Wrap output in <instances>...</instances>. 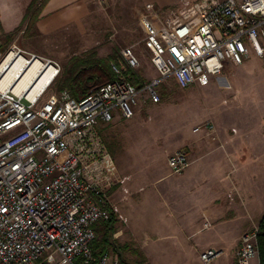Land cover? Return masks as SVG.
I'll use <instances>...</instances> for the list:
<instances>
[{
	"label": "built area",
	"instance_id": "2783aa9c",
	"mask_svg": "<svg viewBox=\"0 0 264 264\" xmlns=\"http://www.w3.org/2000/svg\"><path fill=\"white\" fill-rule=\"evenodd\" d=\"M149 12L140 19L142 43L157 78L136 88L112 65L116 80L91 88L81 100L51 91L61 72L57 62L0 40V264H118L108 253L95 261L91 250L93 226L112 214L119 218L111 195L122 183L100 127L116 114L132 118L140 102L158 103L155 87L166 79L181 90L207 86L226 62L243 63L245 43L263 56L264 0L182 1L165 21ZM120 55L130 69L139 67L131 48ZM35 61L40 65L29 83L15 93L18 77ZM16 63L13 79L2 84ZM46 73L44 87L29 97L32 83ZM167 166L180 175L189 162L178 150ZM259 231L253 224L240 236L235 264H260ZM220 254L208 250L200 260L209 264Z\"/></svg>",
	"mask_w": 264,
	"mask_h": 264
},
{
	"label": "rangeland",
	"instance_id": "374dc122",
	"mask_svg": "<svg viewBox=\"0 0 264 264\" xmlns=\"http://www.w3.org/2000/svg\"><path fill=\"white\" fill-rule=\"evenodd\" d=\"M134 3L133 0L96 2L92 7L95 23L91 25L93 31L89 39L82 38L83 34L78 30L43 36L32 28L27 36L17 34L12 38L0 32V40L16 41L21 49L57 62L61 71L74 55L96 50L98 56L104 57L112 50L121 54L123 49L131 48L139 62L135 71L149 84L157 78V73L142 44L144 32L139 27L138 11L132 7ZM258 42L264 50V40ZM245 45L248 55L243 63L226 62L221 75L211 78L207 86L180 90L172 79H166L155 87L158 103H151L149 99L140 102L132 118L117 115L119 119L100 127L106 149L122 181L111 195L120 221L118 238L138 251V256L130 251L124 253L130 261L192 264L190 243L226 253L227 245L237 234L240 237L260 222V213L264 212V53L257 57L251 44ZM51 91H58L56 83ZM205 125L208 129H204ZM211 143L218 148L225 144L228 150L237 144L241 146V153L247 152L249 156L236 174L228 175L230 182L237 177L240 194L244 197L242 209L234 205L238 213L245 215L250 211L253 216L252 219L249 214L247 218L242 216L247 222L254 223L239 233L241 222H223L204 230L202 223L187 225L184 232L176 230L170 221L178 211L182 217L191 209H186L189 200L179 197L174 186L168 185L184 175L189 167L180 175H173L167 166V158L178 150L188 157L189 153L197 157L199 147L203 146L201 152L205 153L209 151L205 145ZM188 162H191L190 157ZM226 165L223 154L214 151L192 169L201 181L210 177V181L218 185ZM196 185V193L205 194L207 198L215 196L208 190L207 183ZM222 186L227 189L229 184L224 182ZM216 196L221 200L214 201L213 207L217 219L223 220L234 211L233 201H225V196L220 193ZM224 202H227L226 206ZM205 203L208 201L191 203L195 217L202 216L199 211ZM116 237L113 234V239ZM209 264H224V255L221 253Z\"/></svg>",
	"mask_w": 264,
	"mask_h": 264
},
{
	"label": "crops",
	"instance_id": "0c3cea01",
	"mask_svg": "<svg viewBox=\"0 0 264 264\" xmlns=\"http://www.w3.org/2000/svg\"><path fill=\"white\" fill-rule=\"evenodd\" d=\"M31 1L32 0H0L1 34L9 35L20 26ZM98 1L99 0L97 1L96 0H48V2L41 10L40 16L33 28L38 34L43 36H49L56 33H67L72 30L77 32L76 30H78L83 34L82 38L89 39L93 31L91 25L95 23V18L94 15L92 14L93 13L92 7L95 5L96 2L98 3ZM133 1L135 3L133 4L132 7H134L138 11L136 12V15L138 18L139 27L144 32L140 19L141 16L144 14L151 15V12H149L150 7L153 9V11L157 13L158 18H160V20L165 21L166 19H168V17L176 14V12L180 9L182 5V1H195V0H133ZM150 20L156 25H158L159 23L153 17H151ZM31 29H26L24 25V27L21 28V30L17 34L27 36L29 30ZM107 55L108 53H106L104 57ZM117 115L118 114L115 115L114 119L115 118L119 119ZM221 145L222 146L220 148L215 146V143L205 145V148L209 150L208 152L205 153L201 152V148H203V146H200L199 147L200 152L197 157H195L193 153L192 154L189 153L191 162H189V166H188L189 168L187 167L188 170L185 172L184 175L177 177L175 181L170 182L168 184L169 187L174 186L173 190L176 191V194L180 195L179 197L186 199L187 201L189 200L186 204L187 206L186 209L187 210L191 209V211L188 214H184L182 217H180L181 213L180 211H178L177 214L174 216V219L172 218V220H170L177 227L176 230H181L185 232L188 229L187 225L193 226L199 223H202L204 230L206 228L214 227L217 224L223 222L224 223L241 222L238 229L239 230L238 233H239L244 231L245 229H249L250 226L254 223L253 221L251 222V220L247 222L246 219L242 217L245 216L247 218L248 214L251 215L250 211H246L245 215L243 213H242L243 215H241L240 213H238L239 211L237 210L236 206H234V205H238V207L242 209V205L244 204V197L241 196L240 194L241 188L237 184L238 181L236 180L237 177H235V179H233L232 182H230V178L228 177V175L236 174V172L239 171L240 167L247 163V161L249 160L248 153L247 152L241 153V146H237V144L233 148L229 147V150L225 144H221ZM214 151L221 152V154H223V157L227 162L226 169L223 170L222 176L218 180V185L215 184V181H210L212 180L210 179V177H208L206 181L204 180L201 181L200 178L197 176V174H195L196 172L192 169V167L196 163L199 164L201 160L209 156ZM186 157L189 160L188 155H186ZM200 182L203 184L207 183V185L210 186L208 190L213 191L215 193V196L213 195L207 198L206 197L207 195L205 194L196 193L197 188L194 186H197L196 184L200 185ZM224 182H227L229 184V187L227 189H225L222 186ZM212 183L213 185H211ZM216 193H220V196L221 195L225 196L224 198L225 201L228 200L233 201L234 211L229 215V217L223 220L217 219L216 209L213 207L214 201L221 200L220 197L216 196ZM238 199H240V201H237ZM196 200H199V202L208 201V203L203 204L204 208L202 209V211L201 210L199 211L200 215L202 214V216L200 217L199 216L195 217L196 215L194 216V214H192L193 207L191 203H193V201ZM209 204H210L209 207L206 206ZM226 205L227 202H224V206ZM211 211L212 213H210ZM241 211L243 212V210ZM189 214H192L191 217H188ZM263 214L264 212H261L260 217H262ZM250 217L251 219L253 218L252 215ZM119 222H120L119 218H117V223L114 224V227H116L117 230L114 233V235L115 234L117 235L116 237L117 241L122 242V239L119 240L118 238L120 236V229L117 226ZM239 238L240 237H238V234L233 238L230 244L227 245L226 247V253H223L221 251V253L224 255V264H235V253L239 242ZM189 246L191 248L192 257H193L191 258L192 264H202L200 260V255L205 251L212 250L210 246L198 247L193 243H190ZM110 256L114 259L112 254H110ZM220 256H218L217 258H219Z\"/></svg>",
	"mask_w": 264,
	"mask_h": 264
},
{
	"label": "trees",
	"instance_id": "16d2710c",
	"mask_svg": "<svg viewBox=\"0 0 264 264\" xmlns=\"http://www.w3.org/2000/svg\"><path fill=\"white\" fill-rule=\"evenodd\" d=\"M47 2L48 0H32L20 26L9 34L8 38L17 35L24 25L26 29L33 28ZM112 65L120 68L123 77L136 88H141L145 84L139 73L127 66L118 51L112 50L107 56L100 57L96 50H90L79 56L74 55L67 60L56 79L57 90H66L74 99L81 100L91 88L116 80V75L111 68ZM99 134L104 142L102 128H100ZM115 223H117V217L112 214L109 221L99 222L94 226L95 238L91 243L93 258L97 261L102 254L108 253L112 254L118 264H139L130 261L124 254L126 251H130L132 255L138 256V251L131 248L127 243L113 239L112 236L117 230L114 227ZM258 224L260 227L257 235L258 258L260 264H264V214ZM76 263L80 264L79 262ZM90 264H96V262Z\"/></svg>",
	"mask_w": 264,
	"mask_h": 264
},
{
	"label": "bare ground",
	"instance_id": "6f19581e",
	"mask_svg": "<svg viewBox=\"0 0 264 264\" xmlns=\"http://www.w3.org/2000/svg\"><path fill=\"white\" fill-rule=\"evenodd\" d=\"M39 65L40 63L35 61L30 67H28L24 72L20 74V76L18 77L17 86L14 89L15 93H18L22 88H24L29 83L35 69ZM18 67H19V63H16L15 65H13L11 69H9V71H7L4 77L5 79L3 80L2 84H5L9 80L13 79L14 75L16 74L15 71L18 69ZM47 73L44 74L36 83H32L33 88L31 87V91L29 92L28 95L29 97L34 96L36 93L40 91L42 87H44L46 83Z\"/></svg>",
	"mask_w": 264,
	"mask_h": 264
}]
</instances>
